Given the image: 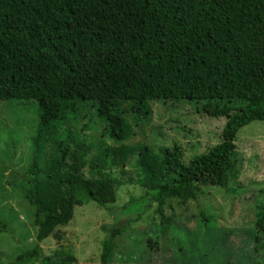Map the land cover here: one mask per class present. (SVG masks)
<instances>
[{
  "label": "trees",
  "instance_id": "1",
  "mask_svg": "<svg viewBox=\"0 0 264 264\" xmlns=\"http://www.w3.org/2000/svg\"><path fill=\"white\" fill-rule=\"evenodd\" d=\"M11 100L35 103L42 135L89 101L116 141L130 134L116 107L120 101L134 118L146 117L152 100H197L207 117L225 118L218 142L187 163L178 148L162 150L171 177L146 184L150 197L142 208L154 202L158 223L170 224L165 200L191 197L193 186L223 187L225 171L236 164V132L264 122V0H0V101ZM89 169L99 173L102 164L97 159ZM37 173L33 157L20 179L36 243L15 259L68 264L71 255L50 259L38 242L72 218L80 193L109 211L114 184L71 175L38 179ZM198 214L206 225L207 216ZM263 222L255 225L264 229ZM120 231L112 227L101 241L97 264H109Z\"/></svg>",
  "mask_w": 264,
  "mask_h": 264
},
{
  "label": "rangeland",
  "instance_id": "2",
  "mask_svg": "<svg viewBox=\"0 0 264 264\" xmlns=\"http://www.w3.org/2000/svg\"><path fill=\"white\" fill-rule=\"evenodd\" d=\"M200 102L152 100L144 118H134L125 101L117 102L130 134L116 141L107 137L91 101L79 103L76 114L43 135L36 131L34 102L0 101V264H38L15 259L36 243L33 210L21 198L26 184L20 179L33 157L38 179L71 175L114 184L109 211L77 196L81 204L73 207L72 218L37 244L50 259L71 255L68 264H97L101 241L118 227L109 264H264V229L255 225L264 217L263 121L236 132V164L225 171L223 187L193 186L191 197L167 198L163 210L170 224L158 223L154 202L142 208L150 197L146 184L171 177L161 162L164 148H178L187 163L218 142L225 118L207 117L198 111ZM97 159L102 170L91 174L89 165Z\"/></svg>",
  "mask_w": 264,
  "mask_h": 264
}]
</instances>
